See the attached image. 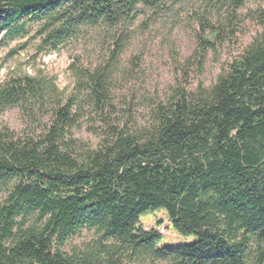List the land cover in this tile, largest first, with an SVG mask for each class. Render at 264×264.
Masks as SVG:
<instances>
[{"label": "trees", "instance_id": "16d2710c", "mask_svg": "<svg viewBox=\"0 0 264 264\" xmlns=\"http://www.w3.org/2000/svg\"><path fill=\"white\" fill-rule=\"evenodd\" d=\"M186 1L0 0V38L41 21L56 48L86 28L127 27L139 8L158 12ZM199 1L220 11L250 0ZM262 19V34L211 86L174 90L142 127L105 122L96 148L71 137L75 98L59 99L53 84L47 90L27 76L0 83V113L16 104L50 109L31 134L0 128V264H264ZM105 78L92 75L82 85L101 113ZM159 209L195 242L159 247L160 235L139 226L141 216ZM83 229L96 240L63 251Z\"/></svg>", "mask_w": 264, "mask_h": 264}, {"label": "rangeland", "instance_id": "374dc122", "mask_svg": "<svg viewBox=\"0 0 264 264\" xmlns=\"http://www.w3.org/2000/svg\"><path fill=\"white\" fill-rule=\"evenodd\" d=\"M138 10L127 27L86 28L56 48L45 41L42 22H30L22 34L0 38V83L27 76L42 80L45 89L53 84L59 99L75 98L78 118L71 137L96 148L107 130L105 122L142 127L151 108L174 90L211 86L226 65L262 34L264 0H250L236 10H205L199 0L170 2L158 12ZM96 74L106 77L108 105L102 113L88 97L89 90L82 88ZM49 110L48 105L4 108L0 128L18 136L31 134L48 121ZM4 193L0 189V200ZM30 223L31 218L24 227ZM139 226L160 235L159 247L191 245L196 240L177 234L161 209L141 216ZM94 240V231L80 230L63 251L81 249Z\"/></svg>", "mask_w": 264, "mask_h": 264}]
</instances>
